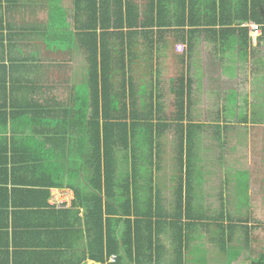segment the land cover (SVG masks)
Masks as SVG:
<instances>
[{"label": "trees", "instance_id": "obj_1", "mask_svg": "<svg viewBox=\"0 0 264 264\" xmlns=\"http://www.w3.org/2000/svg\"><path fill=\"white\" fill-rule=\"evenodd\" d=\"M43 8L48 16L41 34L53 40L45 47L79 49L86 75L81 85L68 88L57 66H51L53 98L64 89L58 98L67 95L73 104L66 108L53 105L49 112L56 123L52 138L46 141L48 164L22 166L19 174L46 175L53 188L72 191V207L86 211L85 250L101 264H196L201 257L207 264L208 258L222 255L221 259L228 253L238 260L241 245L248 246L251 238L245 234V239L234 242V230L247 228V224L230 223L227 242L221 216H198L190 209L184 176L189 174L192 157L190 130L200 124L186 119L187 81L182 77L171 86V111L165 113L161 95L153 93L154 89L148 92V102L140 99L146 90L136 86L133 72L140 44L147 46L151 68L159 66L160 44L171 38L164 37L168 34L177 36L173 41L180 43L189 34L205 31L213 36L210 41L215 46L223 40L220 33H238L244 44L248 29L241 26L253 23L264 40V0H70V21L61 5L47 3ZM4 31L3 36L0 21V48L10 39V26ZM1 57L0 92L8 97L15 89L14 80L20 78L15 74L28 68L11 59L5 64ZM2 121L7 125L6 113ZM168 128L178 129L170 156L175 208L169 213L155 182L162 170V138ZM201 229L210 233L204 239L209 244L206 249L203 240L199 241ZM165 234H170L168 248ZM249 264H264V257Z\"/></svg>", "mask_w": 264, "mask_h": 264}, {"label": "crops", "instance_id": "obj_2", "mask_svg": "<svg viewBox=\"0 0 264 264\" xmlns=\"http://www.w3.org/2000/svg\"><path fill=\"white\" fill-rule=\"evenodd\" d=\"M16 1L14 4L0 0L3 36L6 25L11 29L10 39L3 43L1 39L0 55L5 64L11 59L28 69H20L15 74L20 78L13 82L12 96L5 97L0 92V264H101L91 260L85 250L86 211L72 207V191L53 188L46 175L26 176L18 172L22 166L48 164L46 141L52 138L56 123L49 112L53 105L66 108L73 104L67 95L58 98L64 89L53 98L51 66H57L56 72L63 78L65 87L79 86L85 79L86 62L79 49L51 50L44 44L53 40L47 41L41 34L46 29L48 16L43 6L61 5L70 21L71 11L67 8L70 0ZM247 34L242 44L238 33H220L223 40L215 46L210 41L213 36L205 31L189 34L187 41L180 43L173 41L177 36L168 34L164 37L171 38L160 44L161 63L152 68L149 64L153 71V93L159 92L163 106L162 98L170 96L173 100L171 86L178 84L182 77L187 81L186 119L200 124L190 130L192 157L189 174L184 176V183L187 178L189 184L190 209L198 216H221L227 242L230 223L247 224V228H235L233 241L237 243L245 239V234L253 237L251 231L255 226L251 225L250 216L257 213L256 208L264 209V187H256V178L264 183V170L260 169L262 178L256 175V166L264 168V158L256 157V145L261 146L259 150L264 148V123H256L252 111L255 104L264 114V105H260L264 98V40L261 31ZM246 65L248 68L244 69ZM257 71L263 73L259 77L262 81L256 79ZM9 90H12L10 86ZM230 101L234 103L229 104ZM5 113L7 125L2 121ZM177 131L167 129L162 138L163 150L167 151L170 145L174 148ZM165 151L162 170L155 176V182L159 183V195L169 213L175 208L171 186L173 162L165 160ZM240 172L246 179L243 188L235 186ZM257 197L259 205H256ZM185 210L184 206L183 213ZM201 230L199 241L205 242L210 233ZM239 230L241 236L237 235ZM169 236H163L168 244ZM241 247L240 252L246 258L238 261L249 264L254 260L253 257L249 261L247 256L250 247L245 243Z\"/></svg>", "mask_w": 264, "mask_h": 264}, {"label": "rangeland", "instance_id": "obj_3", "mask_svg": "<svg viewBox=\"0 0 264 264\" xmlns=\"http://www.w3.org/2000/svg\"><path fill=\"white\" fill-rule=\"evenodd\" d=\"M138 53H139L138 54V62L136 64V66H135L136 67L135 71L133 72V80H134V82H135L137 87H138V85L144 86L142 90L144 91V89H145L146 91H145L144 94H142L140 99L143 102H148V99H149L148 92H149V90L153 89V85L154 84H153V81H152V79H153V75H152L153 71H152V73H150V68H148V64H149L148 61L149 60H146L148 58V56H147L148 55L147 54L148 53L147 46L145 44L144 45L140 44V46H138ZM246 68H248L247 65L244 66V69H246ZM149 74H151V75L149 76ZM155 77L156 76H154V78ZM259 77H263V73H261L260 71H257L256 79L262 81L263 78H259ZM139 80H141V82ZM169 98H170V96H168L166 98H162L163 101H164L163 103L165 104V107H166L167 110L168 109L171 110V105H172V101ZM245 98H246V96H245ZM159 102H160V100H159ZM231 102L234 103V101H230L228 103L229 104H233ZM245 102L247 103L246 100H245ZM160 103H162V102H160ZM240 105H241V107H243L242 104H240ZM260 105H264V98H263V101L261 102ZM252 111L254 112L253 113V117H254V119H256V123H260V124L264 123V117H262V116H264V114L261 113V109H259V108L257 109L256 105L253 104ZM212 121H217V120H212ZM225 121L227 122V120H225ZM256 127H259V126H256ZM258 142H261V139L258 140L257 143ZM256 147H257V150H258V151L256 150L257 159L264 158V148H263V150H259V148L261 146L256 145ZM172 148L173 147L170 145V148L167 151H165V156H166L165 160L171 161L170 156H173V150H174V148L173 149ZM240 157L243 158V156H241V155H240ZM260 169L264 170L263 166H261V167L260 166H256V171H257L256 175L259 174L260 175V176L258 175L259 178H262L261 175H262L263 171H261ZM239 171H241V170H239ZM240 173H238V177H240V178H238L237 182L235 183V186L237 188H243L246 185L245 184V182H246L245 180L246 179H245V177L243 175V172H240ZM262 179L264 180V178H262ZM260 180L256 178V187L260 186V187L263 188L264 187V183L262 181H260ZM260 182H262L263 184H260ZM256 193H258V192H256ZM257 199H258V197L256 198V205H259L260 204L259 203L260 200L259 199L257 200ZM256 212H257L256 214H253V215L250 216L251 225H254L255 228L253 227L254 229L251 231L253 233V237L251 238V241L248 244V247H250L249 252H248L249 255L247 254L249 261L253 257H254V259H259L261 257H264L263 256V254H264V213H262V212H264V209L256 208ZM234 216L237 217L238 215H234ZM240 218H243V215H241ZM239 234L241 236L240 230L238 231L237 235H239ZM168 245L169 244L165 241V246H168ZM204 245H206L207 247L209 246L207 241L204 242ZM239 253L242 254V255H241V257H238V258H242L244 260L246 258V254L242 253V252H239ZM211 256H212V254H211ZM204 258L207 259L206 256ZM221 259H219V258H216V259L210 258L208 263L209 264H228V263L234 264V262L238 261L237 259L236 260L234 259V254L233 253H230L229 256L226 255V256H224V258H221ZM238 263H239V261H238ZM186 264H191V263L189 261H187ZM196 264H204V261H202V257H201V260H199V262H196Z\"/></svg>", "mask_w": 264, "mask_h": 264}, {"label": "built area", "instance_id": "obj_4", "mask_svg": "<svg viewBox=\"0 0 264 264\" xmlns=\"http://www.w3.org/2000/svg\"><path fill=\"white\" fill-rule=\"evenodd\" d=\"M241 27L247 28L249 33H257L260 31V28L256 24H253V23H245V24H242ZM57 206H60V205L57 204Z\"/></svg>", "mask_w": 264, "mask_h": 264}]
</instances>
